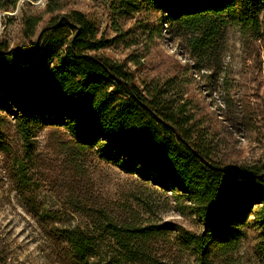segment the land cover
<instances>
[{
	"label": "trees",
	"instance_id": "trees-1",
	"mask_svg": "<svg viewBox=\"0 0 264 264\" xmlns=\"http://www.w3.org/2000/svg\"><path fill=\"white\" fill-rule=\"evenodd\" d=\"M18 2L0 0V12ZM66 5L46 0L49 17L38 32L40 17L23 20L25 37L35 38L30 47L0 43V154H12V128L22 147L10 178L50 243L47 263L264 261V162L236 164L221 155L226 119L206 103L207 91L232 89L224 32L232 29L249 56V42L264 39V0H111L103 26L95 13ZM162 32L187 63L160 57ZM119 47L135 48L127 58L133 69L107 53ZM43 128L50 129L51 159L30 147ZM91 158L169 192L195 230L153 222L129 201L97 196L85 168ZM53 166L66 181L62 211L83 219L82 226L58 225L59 212L51 215L36 199V170Z\"/></svg>",
	"mask_w": 264,
	"mask_h": 264
},
{
	"label": "rangeland",
	"instance_id": "rangeland-1",
	"mask_svg": "<svg viewBox=\"0 0 264 264\" xmlns=\"http://www.w3.org/2000/svg\"><path fill=\"white\" fill-rule=\"evenodd\" d=\"M65 1L67 9L95 13L102 26L106 23V6L111 0ZM45 2L46 0H19L13 11L0 12V43H5L9 48L30 47L35 38L25 37L23 20L27 17H40L42 20L37 26L38 32L49 17L43 12ZM262 18L264 19V11ZM162 35L164 40L160 41L158 48L160 57L167 55L174 57L182 65L187 63L186 56L179 52L177 42H169V36L165 32H162ZM223 45L224 64L229 72L228 79L232 89L224 92L219 85L207 91L209 95H206L208 109L220 115L218 119H226L223 122L228 129L218 133L222 138L220 153L236 164L264 162V39L249 42L248 56L241 48L238 35L229 29L223 34ZM133 50L135 48L119 47L110 49L107 53L117 60L127 61V58L133 55ZM154 51L155 48L151 53ZM145 61L141 60V63L144 64ZM128 66L134 68L131 62ZM195 81L200 83L196 77ZM245 117L249 119V126L242 122ZM50 134L49 128L36 131L30 143L33 153L40 154L45 159L53 158L47 150ZM7 140L12 154H0V264H48L45 254L50 250V243L42 234L37 221L29 215L10 178V169L15 161H18L22 147L20 138L12 128H9ZM85 168L97 196L113 201H129L139 209L141 215L153 222L172 221L186 229L195 230L191 220L179 215L171 194L164 189L151 182L144 183L136 176L127 175L96 158L88 159ZM57 171L54 166L36 170L37 183L40 185L36 199L52 213L51 215L59 212L54 218L58 225L71 228L82 226L83 219L62 211L66 181L65 177L57 175ZM255 234L256 232L249 233V247L254 246ZM99 247L104 249L105 246L100 242ZM250 251L248 253V250L244 249L243 253L250 256ZM254 261V264H264V261Z\"/></svg>",
	"mask_w": 264,
	"mask_h": 264
}]
</instances>
